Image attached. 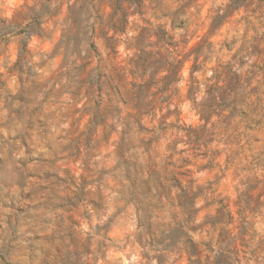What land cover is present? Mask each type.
<instances>
[{"label":"clouds","instance_id":"1","mask_svg":"<svg viewBox=\"0 0 264 264\" xmlns=\"http://www.w3.org/2000/svg\"><path fill=\"white\" fill-rule=\"evenodd\" d=\"M0 264H264V0H0Z\"/></svg>","mask_w":264,"mask_h":264}]
</instances>
